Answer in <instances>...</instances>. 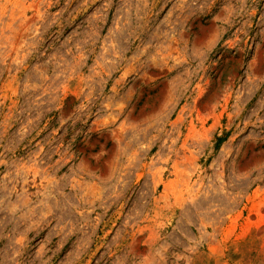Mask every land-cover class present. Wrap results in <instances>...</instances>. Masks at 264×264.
<instances>
[{"label":"rangeland","instance_id":"1","mask_svg":"<svg viewBox=\"0 0 264 264\" xmlns=\"http://www.w3.org/2000/svg\"><path fill=\"white\" fill-rule=\"evenodd\" d=\"M0 264H264V0H0Z\"/></svg>","mask_w":264,"mask_h":264}]
</instances>
